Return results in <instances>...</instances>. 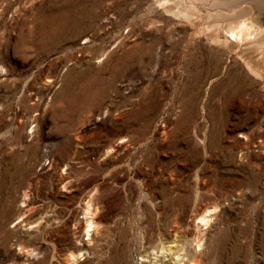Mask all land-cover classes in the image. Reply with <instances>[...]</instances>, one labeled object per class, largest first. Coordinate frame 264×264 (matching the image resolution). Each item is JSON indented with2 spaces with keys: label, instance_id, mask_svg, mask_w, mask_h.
<instances>
[{
  "label": "rangeland",
  "instance_id": "374dc122",
  "mask_svg": "<svg viewBox=\"0 0 264 264\" xmlns=\"http://www.w3.org/2000/svg\"><path fill=\"white\" fill-rule=\"evenodd\" d=\"M239 8L264 37L258 0H0V264H264V81L219 15Z\"/></svg>",
  "mask_w": 264,
  "mask_h": 264
},
{
  "label": "bare ground",
  "instance_id": "6f19581e",
  "mask_svg": "<svg viewBox=\"0 0 264 264\" xmlns=\"http://www.w3.org/2000/svg\"><path fill=\"white\" fill-rule=\"evenodd\" d=\"M191 1L189 0V2H191ZM193 1H196V0H193ZM263 3H264V0H258V4H263ZM178 6H179V4H178ZM214 6H216V5H214ZM176 7H177V5H176ZM234 7H236V6H234ZM187 8H189V5H188ZM187 8H185V9H187ZM178 9H179V7H178ZM224 10H226V9H224ZM239 10H240V8H239ZM187 11H188V9H187ZM250 11H251L250 9H244L243 8V9H241L239 11V13H232V12L230 13L229 12L230 14H228V13H221L220 14V12L219 11L218 12H219V15H222V18H223V16L225 18H226V16H228L227 18L228 19L231 18V21H232L231 25L229 26L230 29L228 30V35H227L229 43H230L229 47L232 50L233 49L235 50V48H240L242 46L240 44L244 42V44H245L243 46L244 48H243V50L241 49V51H240V56H241L242 60L244 59V63L246 65V67L248 68L249 72L251 73V75L254 74L256 77L262 78L263 81H264V62H263V60L255 59L256 60V62H255L250 57H245V55L248 54L249 51H254L253 47L256 46V45H257L256 48H258V49L261 48L260 52L262 54L260 52H258V53H260L261 55L264 54V37L258 38L259 37L258 33H261V31L258 28H256L252 23H250V21L248 19L241 18L245 13H246L245 15L249 14ZM183 13H185L186 15L188 14V13H186L184 11H183ZM211 14H212V12H211ZM71 22H76V19L71 17V16H68V15H60V16L50 20L51 27L63 26L65 24H68V23H71ZM256 34H257L256 37L258 39H255V35ZM251 45H253V46H251ZM255 52H256V50H255ZM256 57H258V56H256ZM261 57H263V56H261ZM85 214L89 215V216L86 217V224H85V228H86L87 233H91V235L96 234L95 232H96V229H97V225L95 223L94 218L91 215V206H90L89 203L87 204ZM214 216H215V214H214ZM214 216H212V212L209 209L199 210L198 215L196 216L197 221L195 222V227L198 230H201L202 226H206L205 228H207L208 225L210 224L211 220H213ZM195 240H196V243H194V244L196 245V247H198V249H200L199 247L201 246L202 238L196 237ZM83 245L84 246H88L89 244L88 243H84ZM171 249H172L171 247L170 248H166V251L170 252ZM181 256L182 257H187L186 254L185 255H181ZM69 257H70V259H74L76 257V255L74 253H71Z\"/></svg>",
  "mask_w": 264,
  "mask_h": 264
}]
</instances>
